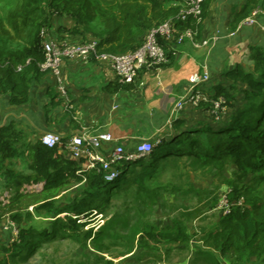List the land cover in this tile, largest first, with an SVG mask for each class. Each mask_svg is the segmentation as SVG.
Here are the masks:
<instances>
[{
  "label": "trees",
  "instance_id": "trees-1",
  "mask_svg": "<svg viewBox=\"0 0 264 264\" xmlns=\"http://www.w3.org/2000/svg\"><path fill=\"white\" fill-rule=\"evenodd\" d=\"M42 1H47L45 9ZM213 1L204 0L198 21L193 16L187 19L178 17L179 1L114 0L103 3L101 0H22L9 9L6 23L9 27L2 25L4 34L23 45L0 49V94L9 95L12 105L29 101L32 84L40 81L47 72L40 65L45 60L41 31L50 24L55 14L72 17L76 22L74 31L94 35L98 53H122L140 47L148 31L168 18L174 19L179 30L191 28L198 31L200 39L203 22L209 16ZM258 4L259 0H246L234 12V26L247 19ZM160 42L166 43L164 38H160ZM174 56L175 49H171L170 63ZM249 58L253 62L252 69L238 64L224 73L230 83L228 87L217 83L211 89L205 88L213 99L222 96L227 100L226 110L219 119L212 113V103H202L197 108H204L209 119L188 122L175 119L172 122L174 131L168 136H161V142L149 156L118 165L121 172L113 181H106L104 174L97 171H85L84 176L78 175L79 161L66 158L59 152V147H48L41 139L28 141L25 131L13 121L0 126V178L7 185L10 181L17 185L45 181L44 189L86 180L83 194L76 195L64 207L56 208L53 200L39 205L40 209H55L59 218L67 213V223L62 220L59 223H64V229L71 231L69 235L86 246L87 239L94 236V229L83 231V228L91 222L95 211L103 210L109 201L108 196L114 191L127 190L135 184L136 195L142 197L151 194L157 197L163 191L191 194L199 192L198 189L168 188L160 184L154 190L149 179L158 180L166 164H179L183 158H186L185 163L209 173L222 175L231 166L234 176L224 179L231 187V199H242V204L227 214L221 213L215 225L205 230L204 239L212 246L213 255H233V264H249L253 257L264 264V197L259 193L260 186L264 185V46L251 45ZM134 84L116 80L109 83L106 89L117 92L130 89ZM237 89L242 98L238 99L235 94ZM20 158L28 159L32 174H19L11 168L14 161ZM133 170L139 172L132 175ZM161 188L162 193L158 191ZM13 217L22 221L19 213ZM58 230L38 233L23 230L21 242L15 247L21 253L24 250L31 253L38 246L36 237L49 240L57 236ZM134 230L135 234H141L138 241L141 247H147L151 241H154L153 244L161 241L188 244L191 238L181 218H175L166 227H159L142 218ZM82 231L83 239L80 236ZM22 255L23 258L27 256L26 253ZM0 264L8 263L0 260Z\"/></svg>",
  "mask_w": 264,
  "mask_h": 264
},
{
  "label": "crops",
  "instance_id": "crops-1",
  "mask_svg": "<svg viewBox=\"0 0 264 264\" xmlns=\"http://www.w3.org/2000/svg\"><path fill=\"white\" fill-rule=\"evenodd\" d=\"M245 2L214 0L200 36L210 43L196 46L186 40L176 45L174 59L169 65L158 70H144L130 89L117 92L106 89L109 83L117 80L108 62L80 58L62 61L59 75L48 71L40 81L32 84L28 102L12 105L9 95L0 94V126L15 122L31 142L46 132L68 138L83 130L109 131L117 141L103 146L102 151L107 155L117 144L132 151L144 138L168 136L174 131L172 122L177 118L187 122L209 119L204 108L188 105L175 116L173 107L177 98L200 80L205 63L212 75L206 89L217 83L228 87L230 83L224 73L238 64L253 67L249 58L250 46H264V0H259L255 9L258 13L254 23L245 19L234 26V12ZM62 26L68 30L63 32ZM75 26L72 17L56 14L48 25L57 40L69 43L97 41L90 33L73 31ZM58 150L66 158L76 160L62 147ZM83 169L84 164L80 162L76 173L84 176L79 173ZM77 183L86 184V180Z\"/></svg>",
  "mask_w": 264,
  "mask_h": 264
},
{
  "label": "rangeland",
  "instance_id": "rangeland-1",
  "mask_svg": "<svg viewBox=\"0 0 264 264\" xmlns=\"http://www.w3.org/2000/svg\"><path fill=\"white\" fill-rule=\"evenodd\" d=\"M101 1L104 3L114 0ZM20 2L22 0H0V49H13L23 45L22 42L12 40L4 34L2 27L3 24L6 28L9 27L6 24L9 9ZM41 5L45 9L47 1H42ZM61 29L66 32L64 29L67 28L62 26ZM235 94L238 99L242 98L238 89ZM185 159L180 160L179 164H166L160 171L158 180L150 178L149 184L154 190L162 184V187L167 185L168 188H196L199 192L170 194L168 191L162 193L161 188L158 191L162 194L157 197L155 194L142 197L136 195L135 184L127 190L114 191L108 196L109 201L103 210L94 212L91 222L83 228V231H86L94 227V236L87 239L86 246L70 236L71 231L62 226L67 223L66 213L59 218L60 215H56L55 209L39 208L41 203L51 200L56 208L64 207L72 201L76 193L83 194L86 184L78 185L73 182L55 189H44L42 182H21L17 185L10 181L7 185V182L4 183L0 178V260L8 264H233V255H213L212 246L206 243L204 233L219 219L220 212L215 209L217 198L223 190H231L224 178L233 177L234 168L230 166L222 175L218 172L209 173L185 163ZM28 165V159L20 158L14 161L11 168L19 174H32ZM136 171L133 170L132 175L139 172ZM259 193L264 197V185L260 186ZM16 213H19L22 221L13 217ZM142 218L159 227H166L172 224L175 218H181L191 238L188 244L168 241L153 244L154 241H151L147 247H141L138 245L141 234H135L134 228ZM59 220L64 223H59ZM56 228L59 229L56 237L49 240L36 237L38 246L31 253L27 250L21 253L19 248L15 247L21 242L20 235L23 230L38 233ZM83 231L80 233L82 239ZM13 253L15 257L12 256ZM24 253L26 258H23ZM250 264L262 262L253 257Z\"/></svg>",
  "mask_w": 264,
  "mask_h": 264
},
{
  "label": "built area",
  "instance_id": "built-area-1",
  "mask_svg": "<svg viewBox=\"0 0 264 264\" xmlns=\"http://www.w3.org/2000/svg\"><path fill=\"white\" fill-rule=\"evenodd\" d=\"M159 1L176 3L179 1L177 3L180 5L178 17L187 19L193 16L198 21L201 19L204 0ZM257 13L258 10H254L246 20L249 23H254ZM41 37L45 60L40 65L44 71H51L59 75L60 65L64 59L80 58L83 61L97 59L110 63L117 80L123 83H135L144 70H158L162 65L170 63L169 53L171 49H175L176 45L173 43L181 44L186 40L192 41L196 46H205L210 43L207 39H198V31L191 28L177 29L173 18H168L158 26L151 28L140 47L122 53H98L96 40L79 43L57 40L46 26L41 31ZM160 38H164L166 43H161ZM211 78L210 67L205 63L202 66L200 80L193 84L185 94L177 98L173 107L175 116L188 105L199 107L202 103L209 102L212 103V113L219 119L221 113L226 110L227 100L222 96L213 99L210 93L206 91L204 87L210 83ZM40 139L48 147H62L74 159L82 162L84 169L79 170V173L85 171L101 172L108 182L115 180L120 174L121 170L118 165L149 156L161 142L160 138L142 139L132 151H128L125 146L117 144L105 155L102 151L103 146L117 141L111 132L105 130H83L68 138L54 132H46ZM241 204L242 199L232 200L230 190L227 189L220 193L215 209L220 214H227L235 206Z\"/></svg>",
  "mask_w": 264,
  "mask_h": 264
}]
</instances>
